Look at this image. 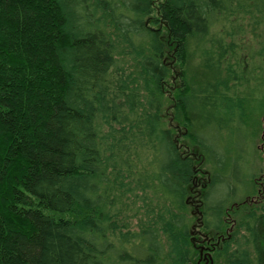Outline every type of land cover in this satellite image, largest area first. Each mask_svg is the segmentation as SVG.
Returning <instances> with one entry per match:
<instances>
[{"label": "trees", "instance_id": "trees-1", "mask_svg": "<svg viewBox=\"0 0 264 264\" xmlns=\"http://www.w3.org/2000/svg\"><path fill=\"white\" fill-rule=\"evenodd\" d=\"M263 118L264 0H0V264H264Z\"/></svg>", "mask_w": 264, "mask_h": 264}, {"label": "rangeland", "instance_id": "rangeland-1", "mask_svg": "<svg viewBox=\"0 0 264 264\" xmlns=\"http://www.w3.org/2000/svg\"><path fill=\"white\" fill-rule=\"evenodd\" d=\"M242 23V22H241ZM249 39V37H247V40ZM169 52H170V50L169 51H167V56H169ZM168 58V57H167ZM168 62H170L168 59H166ZM197 63H198V56H196V57H194L192 54L190 55V57L188 58V63H187V65L185 66V67H187V68H189L196 76H201V70H200V68H199V66L197 65ZM175 69L178 71V68H174V69H172V72H173V74H172V77H170V79H169V84H170V82H174L176 79H177V76H174L175 75V73H174V71H175ZM188 69V70H189ZM189 70V71H190ZM264 119V118H263ZM263 123H264V121L262 120V127H264V125H263ZM251 143V142H250ZM248 144V147L251 145V144ZM257 143V142H256ZM256 146H257V144H256ZM257 148V147H256ZM257 154H259V156H260V158H256V160H255V164H256V166H258V167H261L263 170H264V152L263 151H261V150H258V148H257ZM258 156V157H259ZM198 188V187H197ZM194 199H192V201H193ZM194 202H196L195 200H194ZM192 204V203H191ZM194 204L196 205V203H193V207H191V209L193 208V211L194 212H196L195 211V206H194ZM192 211V212H193ZM202 235H198L197 237H195V242L197 243V244H199V242L201 241V237Z\"/></svg>", "mask_w": 264, "mask_h": 264}]
</instances>
